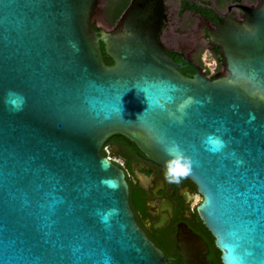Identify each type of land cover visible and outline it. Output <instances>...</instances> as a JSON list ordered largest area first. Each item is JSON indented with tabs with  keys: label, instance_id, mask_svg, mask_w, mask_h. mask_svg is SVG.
<instances>
[{
	"label": "water",
	"instance_id": "water-1",
	"mask_svg": "<svg viewBox=\"0 0 264 264\" xmlns=\"http://www.w3.org/2000/svg\"><path fill=\"white\" fill-rule=\"evenodd\" d=\"M104 2L0 0V264H167L101 155L115 136L162 167L175 142L221 264H264V202L249 214L236 191L264 183V0L211 34L223 72L192 77L157 39L159 0H132L113 27ZM177 248L212 264L185 227Z\"/></svg>",
	"mask_w": 264,
	"mask_h": 264
},
{
	"label": "flooded vegetation",
	"instance_id": "flooded-vegetation-1",
	"mask_svg": "<svg viewBox=\"0 0 264 264\" xmlns=\"http://www.w3.org/2000/svg\"><path fill=\"white\" fill-rule=\"evenodd\" d=\"M132 0H105L104 17L115 26L118 18ZM161 25L157 39L174 60L180 73L192 77L197 71L211 76L206 60L215 64L216 73L223 72L219 49L211 41V34L222 21L245 23L248 12L257 8L261 0H159ZM123 10L118 14V7ZM215 73V74H216ZM104 147L121 168L129 190V205L138 226L167 258V264H180L177 248L178 233L185 227L207 244L206 260L220 262V253L208 243L211 234L203 225L197 208L191 207V194L198 192L188 178L181 184H168L164 167L147 159L125 138H110ZM101 155L106 157L102 148ZM213 239V238H212Z\"/></svg>",
	"mask_w": 264,
	"mask_h": 264
},
{
	"label": "clouds",
	"instance_id": "clouds-1",
	"mask_svg": "<svg viewBox=\"0 0 264 264\" xmlns=\"http://www.w3.org/2000/svg\"><path fill=\"white\" fill-rule=\"evenodd\" d=\"M165 151L168 159L164 162V179L168 184L179 185L192 173L193 161L181 151L175 142H172ZM115 186L114 184L113 187ZM205 200L206 197L201 193L194 192L191 194V207L196 209ZM117 211L116 209H112L109 214H114Z\"/></svg>",
	"mask_w": 264,
	"mask_h": 264
},
{
	"label": "snow or ice",
	"instance_id": "snow-or-ice-1",
	"mask_svg": "<svg viewBox=\"0 0 264 264\" xmlns=\"http://www.w3.org/2000/svg\"><path fill=\"white\" fill-rule=\"evenodd\" d=\"M259 186L254 188V186ZM260 189H264V183L261 182V178H246L241 182L240 186L236 188L239 196L248 194V210L249 214L255 215L261 208V203L264 202V194H261ZM107 264V262H106Z\"/></svg>",
	"mask_w": 264,
	"mask_h": 264
},
{
	"label": "built area",
	"instance_id": "built-area-1",
	"mask_svg": "<svg viewBox=\"0 0 264 264\" xmlns=\"http://www.w3.org/2000/svg\"><path fill=\"white\" fill-rule=\"evenodd\" d=\"M207 68L210 72L211 75H214L216 73L215 71V64L211 61L206 62ZM104 151L106 152V158L110 161H115V159L113 158V156L110 155L109 151H108V147H103Z\"/></svg>",
	"mask_w": 264,
	"mask_h": 264
},
{
	"label": "trees",
	"instance_id": "trees-1",
	"mask_svg": "<svg viewBox=\"0 0 264 264\" xmlns=\"http://www.w3.org/2000/svg\"><path fill=\"white\" fill-rule=\"evenodd\" d=\"M121 10H123V7L121 6H119L118 7V11H117V13L119 14L120 12H121ZM101 50H102V54H103V58H104V61H105V63L107 64V65H110V64H112V61H111V59L110 58H108L106 55H105V53L103 52V46L101 45ZM208 241V243H209V245L211 246V247H213V239L211 238V237H209V239L207 240ZM214 248V247H213ZM219 253V252H218ZM218 264H220V263H218Z\"/></svg>",
	"mask_w": 264,
	"mask_h": 264
},
{
	"label": "rangeland",
	"instance_id": "rangeland-1",
	"mask_svg": "<svg viewBox=\"0 0 264 264\" xmlns=\"http://www.w3.org/2000/svg\"><path fill=\"white\" fill-rule=\"evenodd\" d=\"M208 61H210V60H206V62H208Z\"/></svg>",
	"mask_w": 264,
	"mask_h": 264
}]
</instances>
